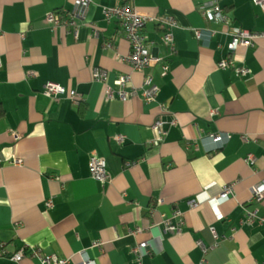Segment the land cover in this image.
Here are the masks:
<instances>
[{"label": "crops", "instance_id": "1", "mask_svg": "<svg viewBox=\"0 0 264 264\" xmlns=\"http://www.w3.org/2000/svg\"><path fill=\"white\" fill-rule=\"evenodd\" d=\"M209 1L93 0L75 37L45 18L72 11L75 0H0V264H41L46 254L68 264L264 262V223L246 222L245 213L264 217V197L253 198L264 184V11L253 0H221L228 22L207 21ZM115 3L153 18L142 31L154 66L135 70L124 59L123 27L101 9ZM157 18L175 22L172 46ZM233 27L255 31L253 44L230 53ZM229 55L233 66L218 68ZM94 68L105 81L92 78ZM146 74L158 87L149 102ZM126 75L124 90L136 93L122 101L116 80ZM48 81L75 90L78 101L46 96ZM157 119L166 133L156 145ZM92 154L105 158L109 181L90 176ZM227 184L232 192L218 199ZM176 210L182 228L166 232ZM212 231L217 244L204 253L198 242L213 244Z\"/></svg>", "mask_w": 264, "mask_h": 264}, {"label": "built area", "instance_id": "2", "mask_svg": "<svg viewBox=\"0 0 264 264\" xmlns=\"http://www.w3.org/2000/svg\"><path fill=\"white\" fill-rule=\"evenodd\" d=\"M93 0H75V8L72 11H67L62 14L56 10L49 11L45 18L48 24L52 29L65 26L69 28V31L77 37L78 34V24L77 18H79L86 8L92 3ZM221 0H210L204 8H202V15L207 21H220L227 23L228 17L224 12L223 7L220 4ZM254 4L259 6L261 10L264 11V0H253ZM102 15L106 21H110L112 19H117L123 27L124 35L130 44L129 53L124 57L126 61H128L132 68L135 70H142L146 67L154 66L159 58L153 56L148 48V41L146 35L142 31L143 26L146 21L153 19L151 16H147L141 14L136 9L129 7L126 4L115 3L113 5H102ZM160 26L164 29L162 34V40L165 43H169L171 46L173 45V33L171 29L175 26V22L170 18H157ZM196 36H200V31L195 30ZM231 42L229 44L230 53L234 52L237 47H249L253 44V40L257 36V33L253 30L233 27L230 31ZM234 60L231 55L223 58L217 62L218 68H228L233 66ZM167 70V66H163V72ZM235 70L242 74L246 75L249 73V69L245 66H236ZM29 75H34V72H30ZM92 78L98 81H105L106 72L99 68H94L92 71ZM116 83L120 86L117 91L118 97L122 101H126L132 94L136 93V89L134 88L131 92H126L124 87L129 83V76H120ZM143 88H142V98L145 101H153L155 100V96L158 90L156 84L153 83L152 76L150 74H146L143 79ZM43 93L46 96L56 98L58 95L66 94L69 98H71L74 102H77L79 99L78 93L73 89H66L59 83L48 81L44 85ZM106 94L108 97L112 96L111 88L107 86ZM153 129L156 132V137L153 139L154 144H159L163 139L166 131L163 127V122L160 119L154 121L152 125ZM116 141H123V136L117 135L115 137ZM221 136H214V140H220ZM248 160H252V156H247ZM14 164H20L21 159L16 158L12 161ZM126 164H129L127 162ZM88 171L92 178L98 180L100 182H107L111 178V174L107 168V164L104 157L97 156L92 154L88 160ZM232 184H227L223 187L220 192L218 199L226 198L232 192ZM264 197V184H258L253 191V198L255 200H260ZM200 201L196 199L192 202V205L195 206L199 204ZM48 206H51V201L48 202ZM246 213V222H254L256 219L260 223H264V217H258L256 215V211L245 208ZM174 215L178 217V221L173 223L169 218L165 219V227L164 230L169 233H178L182 228L183 219L181 216V212L176 210ZM138 231V230H137ZM213 237L215 239L214 243L210 246H205L201 242H198L202 251L205 253L209 248H213L217 244V234L213 232ZM147 246V242L145 240L140 241L134 248V252L140 254L143 252L145 247ZM22 256L21 252H17L13 256H11V260H20ZM139 259V258H138ZM69 258L67 257H59L56 254H46L41 256V264H68ZM82 264H95V261L90 258H83L81 260ZM264 264V262L262 263Z\"/></svg>", "mask_w": 264, "mask_h": 264}]
</instances>
